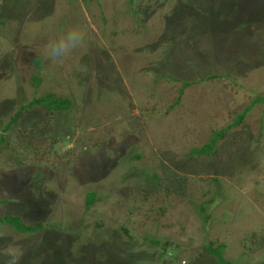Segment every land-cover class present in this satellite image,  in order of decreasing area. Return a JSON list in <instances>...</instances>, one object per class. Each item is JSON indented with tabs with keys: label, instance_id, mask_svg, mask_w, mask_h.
<instances>
[{
	"label": "rangeland",
	"instance_id": "rangeland-1",
	"mask_svg": "<svg viewBox=\"0 0 264 264\" xmlns=\"http://www.w3.org/2000/svg\"><path fill=\"white\" fill-rule=\"evenodd\" d=\"M261 97L264 0H0V264H264Z\"/></svg>",
	"mask_w": 264,
	"mask_h": 264
},
{
	"label": "trees",
	"instance_id": "trees-1",
	"mask_svg": "<svg viewBox=\"0 0 264 264\" xmlns=\"http://www.w3.org/2000/svg\"><path fill=\"white\" fill-rule=\"evenodd\" d=\"M36 66H39L38 61H36ZM214 78L215 77H212L211 79H214ZM35 80H36V84H37L39 82V79L36 77ZM185 87H187V86H185ZM262 102H264V98H262V97L257 98L254 100L252 107L255 104H260ZM32 107H42L47 112L57 113L59 115L62 112L71 109L72 101L68 100L67 98H65V99H49L48 97H42L40 99H34L30 103H28L27 105H22L20 107V110L14 115V117L10 120V122L6 126H4L2 131L6 132L7 130H9L11 128V126H13L14 124L17 123V121L21 117L22 111H25L26 109L32 108ZM251 108L250 107L246 108L243 111L242 115L237 117V119L235 120V124L230 126V128H228V129H231L233 127L238 126L245 119V116L250 112V110H252ZM226 130H222L221 132L215 134L209 144H207L206 146H204L198 150L195 149L196 151L194 152V154L196 156H202V155L211 156L213 154L215 147H216L217 141L223 136V134L225 133ZM40 137H42V136H40ZM4 141H5V137H3V135L1 134L0 135V146L4 143ZM54 144H56V141L52 142L51 146H54ZM136 158L138 159L139 157L137 156ZM7 189L8 188H5L4 190L7 191ZM2 193H3V190L0 189V195ZM94 199H95V195H94V193H91L89 201L87 200L86 204L88 206H91L95 202ZM4 200H2L1 202L5 204L6 199H4ZM201 206L203 207V205H201ZM6 225L13 226L14 229L16 230L15 232L19 235H30L33 232L32 229L35 227H36V229H39V230L43 229V226L41 224H38V223L25 225V224H23V222L20 219H16L13 217H2V218H0V228L3 226H6ZM123 231L125 232L126 235L128 234V232L126 230H123ZM150 243L154 247L161 248L162 258L164 257V255H168L170 253L171 244L168 243L167 241L161 242V241L155 240V241H151ZM207 248H208L207 254L214 257L217 260V264H231L230 262L226 261L222 256L221 251L224 250V246L220 245L216 248H212L209 246Z\"/></svg>",
	"mask_w": 264,
	"mask_h": 264
},
{
	"label": "clouds",
	"instance_id": "clouds-1",
	"mask_svg": "<svg viewBox=\"0 0 264 264\" xmlns=\"http://www.w3.org/2000/svg\"><path fill=\"white\" fill-rule=\"evenodd\" d=\"M85 31L80 27L68 29L61 34L57 40L49 45L48 58L52 61H61L68 56L74 49L80 47L84 43ZM8 264H18L22 252H10Z\"/></svg>",
	"mask_w": 264,
	"mask_h": 264
}]
</instances>
